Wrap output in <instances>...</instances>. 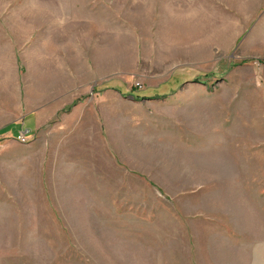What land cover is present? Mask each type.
<instances>
[{"label":"rangeland","instance_id":"1","mask_svg":"<svg viewBox=\"0 0 264 264\" xmlns=\"http://www.w3.org/2000/svg\"><path fill=\"white\" fill-rule=\"evenodd\" d=\"M55 1L66 16L93 1L102 22L112 5L113 46L35 131L10 128L52 93L33 79L52 34L15 17L52 10L0 0L6 38L35 41L0 55V264H264L261 2L224 0L219 20L210 8L188 21L171 0ZM65 38L50 58L72 77L63 55L77 38Z\"/></svg>","mask_w":264,"mask_h":264},{"label":"crops","instance_id":"2","mask_svg":"<svg viewBox=\"0 0 264 264\" xmlns=\"http://www.w3.org/2000/svg\"><path fill=\"white\" fill-rule=\"evenodd\" d=\"M47 1L49 2L48 8L52 10L51 15L48 13V16L47 15L43 16V13H46V11L43 10L45 12L42 13V17L36 18L35 14H33L32 17H25L23 16V11H19L18 15L20 16L15 17L17 21L19 20L23 21L24 19H27L29 21H32V23H40L42 25L41 29L43 33L48 32L49 34H52L51 40H48L46 44L44 42L40 46V49L36 50L35 52L36 58L34 59V62L36 63V65H38V67L33 74V79L40 78L43 81V84H44V80H46L48 88L52 89V93L45 92L47 95H43V97L40 98L41 104H42L40 107L27 111L22 116L20 122L14 124L15 126L13 125L10 126V128L15 127L16 129H19L20 132L21 131L22 132L24 131L33 132L37 129L40 123L45 122L52 112V107L55 104L59 103L62 99V96L59 95L60 91L62 90V86L69 87V88H63V89H70V87L72 89L80 88L82 86L80 83H81V80L83 79L84 73H86L87 67L93 63V59H90V57H92L93 55H99V56L102 55V57H105L109 54L108 49L110 48L108 47L113 46L114 21L112 17L113 16L112 10L108 8L112 5H108V7L106 6L102 8V11H101L102 14H104V12L108 13V15H106L105 17V21L102 22L101 21L102 16L95 15L93 11V8L98 7V4L93 5L94 4L93 1L90 2L88 5H82L77 2H74L76 4L73 5L74 14L72 16H66L65 9L63 12H61V10L65 8V4L61 3L63 1H55V0H47ZM194 1L193 0L192 1L191 0H171L170 6L176 7L178 4L185 5L187 9L185 13L183 14H185L184 18H186V20L188 21L193 18L194 13L198 14V16H203L205 18L213 17V12L211 10H208L210 8L218 9L219 12L220 10H222L221 11L222 13L221 12L219 13V15L221 16H219L217 20H219V18L221 17H224L226 14L224 11L226 7L224 6V3H223L224 0H198L200 4L194 3ZM257 1H260L261 3L257 5L256 7H258V9L259 8L264 9V0H257ZM24 3L29 4L26 6V8L35 9V10L39 8V6L37 7V5L40 4V2L38 1L35 3L37 5L32 7L31 5L33 4V1H25ZM41 4H43L42 1H41ZM243 6H246V5H241V7ZM251 7L253 6L251 5ZM82 10L84 12V15H82ZM259 12L260 11H258L257 14ZM229 16H231V14H229ZM0 19L2 20V18ZM143 19L145 21L143 22L144 25H148L149 23H152L150 21L151 17H147L144 15ZM5 20H8V19H5ZM134 21H136V19L134 20L131 19L128 22V24L132 26L135 24ZM213 22H215L214 19H213ZM259 22H258V25L255 27V30L257 32L260 31L259 26L264 25V17ZM10 24H13V22H10ZM16 24L18 23L16 22ZM141 25L143 24L141 23ZM7 28L10 31H12V29L16 31L14 26L7 27ZM1 29H3L2 26L0 27V46H2L3 44V47L8 52L3 51L2 53H0V55L3 54V55H8V56H13L14 50L17 47H20V49H22L23 51L22 55L29 54V51H30L29 49L32 47L31 45H33V42H35L33 41V38H32L33 36L32 31L27 33L28 38L23 39V40H18L17 38L16 39L6 38V36L8 35L6 34L5 31H2ZM136 29L140 33V30L137 27ZM189 31L190 30L187 27L186 34H188ZM98 34H101V40L104 41L103 42L104 45H100L99 42L97 41L98 36H99ZM67 35L68 36L74 35L77 38L76 39L77 42L75 43L74 41V46L79 50V52L78 51L76 52L74 50V53H70V52L64 53L63 55L65 57L64 62L66 65L69 66L70 71L72 70V77L71 75L69 76L64 75L61 77V73L59 77V72L56 70V68L58 69L60 68L63 70L64 66L61 63H59L58 60H52V58L50 57H52V54H54L57 51V49H59V47H62V46L65 47L66 45L69 46L68 45L69 42H67L65 38ZM251 36L254 37L255 35L254 34L252 35L251 33ZM109 37H110V40L108 39ZM251 39L253 40L254 38H251ZM256 39L258 40V42L261 40V39H258L257 37ZM144 46L145 44H142V48H144ZM44 47L47 50H44ZM69 47H72V46H69ZM148 49L150 48L148 47ZM97 50L99 51L100 54L98 53ZM0 52H1V47H0ZM76 55H78V59H76ZM81 55L89 58V60L85 58V62H84L81 58ZM39 58L41 59V61L37 63L40 60ZM105 69H107L106 66H105ZM29 74L30 73H28V75ZM47 86H43L42 88L43 89L47 88ZM61 108L59 110H61ZM57 111H55L54 114H56ZM26 124L28 126H26ZM26 127H29V128L25 129Z\"/></svg>","mask_w":264,"mask_h":264}]
</instances>
